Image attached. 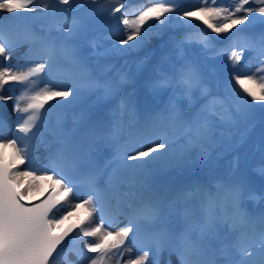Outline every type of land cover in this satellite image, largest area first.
Returning a JSON list of instances; mask_svg holds the SVG:
<instances>
[{"label":"snow or ice","instance_id":"6c2138e0","mask_svg":"<svg viewBox=\"0 0 264 264\" xmlns=\"http://www.w3.org/2000/svg\"><path fill=\"white\" fill-rule=\"evenodd\" d=\"M86 4L98 5V13L117 20L123 29L110 47L92 55L82 47L87 25L73 15ZM126 4L127 0H0V11L34 14L17 15L16 20L43 21L38 29L30 23L19 30L0 24V57L8 61L0 66V105L12 101L15 116L13 137L0 139V264H74L69 253L79 264H148L150 251L158 257L164 250L174 253L179 264H264V209L249 208V201L264 205V189L258 193L252 187L239 152L249 139L251 110L264 112V31L234 39L248 31L246 26L227 37L232 43L225 49H217L207 31L219 35L246 21L264 24V0H199L188 9L176 0H149L141 7ZM174 21L198 30L173 40L172 52L178 58L166 56V72L157 69L148 82L154 90H172L169 104L143 123H125V114L135 115L124 93L130 74L118 71V79H105L111 66H102L100 58L141 49ZM22 46L28 49L25 62L12 63L13 53ZM92 46L98 47L94 41ZM245 50L254 51L259 63L255 71L242 68L231 73L235 95L210 88L207 61L226 53L235 69ZM7 85H19L18 94L15 88L13 95L3 94ZM85 94L95 95L96 104L118 100L112 110L115 119L92 121L94 128L109 129L104 139L113 153L104 169L92 166L74 139L78 127L91 120L87 111H73ZM182 102L187 111L181 109ZM7 127V119L0 116V129ZM46 133L52 134L51 142L44 139ZM37 141L45 148L57 145L42 166L36 163ZM223 141L235 155L227 169L220 170L216 162ZM260 155L257 171L264 177V142ZM194 163L208 169L202 179L163 189L141 184L139 192L124 194L131 195L130 200L116 195L127 178L155 177ZM74 188L85 191L82 202L68 201ZM34 191L43 197L38 203L31 202ZM61 204L70 211L57 217L53 210ZM94 214L98 223L87 226ZM73 215L79 216L77 222L57 231ZM74 229L79 231L61 248ZM89 237L94 240L85 239ZM130 237L137 254L125 260L133 252L126 245Z\"/></svg>","mask_w":264,"mask_h":264},{"label":"bare ground","instance_id":"6f19581e","mask_svg":"<svg viewBox=\"0 0 264 264\" xmlns=\"http://www.w3.org/2000/svg\"><path fill=\"white\" fill-rule=\"evenodd\" d=\"M142 1L143 0H135L134 2L137 4H139V3H142ZM134 2H132L131 4H133ZM128 4H129V1L127 2ZM127 5V4H126ZM62 6V5H61ZM88 5L86 4L85 5V7L84 8H86ZM63 7H67V6H64L63 5ZM198 15H199V13H197ZM118 15V14H117ZM113 23L114 22H116L115 20H113L112 21ZM196 21H194L193 20V23H195ZM199 23V22H198ZM245 23H249L248 21H246ZM239 24V25H237L235 28H233V29H231V31L230 32H232V31H234V30H236L237 28H238V26H245V25H247V24ZM186 29V27L183 25V24H177V23H175V21H174V23H173V25L172 26H170V27H168V28H166V29H164V30H162L161 32H160V34L159 35H154L153 37H152V39L149 41V43L147 44V45H145L144 47H142L141 49H138V50H136V51H133V52H129V53H127V54H115V55H113V56H116V57H119L120 55H121V59H123L122 60V63H123V67L125 68H123L124 70H122V71H126V69L128 68V67H132L134 64H136V63H139L138 62V56L140 55L139 54V52L141 51V50H147V49H152L153 50V48H155V47H157L158 45H160V44H162V42H164V39H165V36H167L168 34H174V33H178L180 30H185ZM179 30V31H178ZM207 31H209L210 32V34L212 35V36H214L216 33H211V30L209 29V30H207ZM229 32V33H230ZM229 33H227L226 35H228ZM122 47H126V46H122ZM133 58H135V62L134 63H131V61H132V59ZM125 60H127L128 61V65L127 64H125ZM141 60H144L143 58L141 59ZM133 70H134V68H131L130 69V82H128V85H130V86H133L136 82H137V76L136 75H134L133 74ZM87 94H85V96H86ZM131 97H132V95H131ZM68 99H71V97H69ZM84 99V97L82 98V100ZM152 99H154V97H152V96H149L148 98H147V101L149 102V101H151ZM52 145H53V147L55 146V143H52ZM221 153H222V155L219 157V159H218V161L216 162V165H217V163L219 164V161L220 160H223V161H227L229 158H230V155H229V150H227V149H225V148H221L220 150H219ZM173 170H176V169H173ZM171 171V170H170ZM39 193V191H34V193L32 194V196H31V198L32 197H34V196H36L37 194ZM264 207H261V210L263 209ZM87 226H91V224L90 225H87Z\"/></svg>","mask_w":264,"mask_h":264},{"label":"rangeland","instance_id":"374dc122","mask_svg":"<svg viewBox=\"0 0 264 264\" xmlns=\"http://www.w3.org/2000/svg\"><path fill=\"white\" fill-rule=\"evenodd\" d=\"M196 2V0H187L185 3H187L186 7H191L192 5H194ZM228 2V0H227ZM174 15V14H173ZM256 15V14H254ZM251 19V18H250ZM257 24H260L259 21L256 22ZM256 25V24H255ZM257 27V25H256ZM221 35V34H220ZM225 58H228L227 56L226 57H222V59H225ZM259 60V58H258ZM257 67V66H256ZM256 67L254 69H251V70H248L249 72H252V71H255ZM243 68V67H242ZM241 68H238L236 69L235 71H240ZM210 78H216V76H218V78L221 80V84L223 86V89L226 93L228 94H231L233 91V88H232V83H231V75H229V78L227 77H221L219 75V72H217L216 75H209ZM213 84V82H212ZM214 86H215V83H214ZM259 113L261 114V116L264 118V112H262L258 107L256 108H253L249 114V117H250V123L248 124L249 128H250V132L249 134L251 136H256L259 138V134H263L264 133V130L261 131V129L258 127L257 130L254 129L253 127H251V124L255 121H258V116H259ZM264 142V139L262 140ZM251 145H253V143H251Z\"/></svg>","mask_w":264,"mask_h":264}]
</instances>
